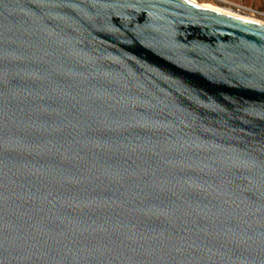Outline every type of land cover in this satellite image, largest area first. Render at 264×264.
Instances as JSON below:
<instances>
[{"label": "water", "instance_id": "1", "mask_svg": "<svg viewBox=\"0 0 264 264\" xmlns=\"http://www.w3.org/2000/svg\"><path fill=\"white\" fill-rule=\"evenodd\" d=\"M0 264H264V25L0 0Z\"/></svg>", "mask_w": 264, "mask_h": 264}, {"label": "rangeland", "instance_id": "2", "mask_svg": "<svg viewBox=\"0 0 264 264\" xmlns=\"http://www.w3.org/2000/svg\"><path fill=\"white\" fill-rule=\"evenodd\" d=\"M198 2L214 5L238 15L257 18L264 23V0H198Z\"/></svg>", "mask_w": 264, "mask_h": 264}, {"label": "bare ground", "instance_id": "3", "mask_svg": "<svg viewBox=\"0 0 264 264\" xmlns=\"http://www.w3.org/2000/svg\"><path fill=\"white\" fill-rule=\"evenodd\" d=\"M195 1H197L198 2V0H195ZM205 4V3H204ZM206 5H208V4H206ZM208 6H211V7H214V8H218V9H221V10H224V11H226L225 9H222V8H220V7H217V6H214V5H208ZM226 12H229V13H232V14H235V13H233V12H230V11H226ZM242 14V13H241ZM236 15H238V14H236ZM243 15V16H242ZM242 15H238V16H242V17H245V18H247V19H250V20H252V21H255V22H258V23H260V24H263L264 25V23L262 22V21H260L259 19H253V18H251V17H246V15H244V14H242Z\"/></svg>", "mask_w": 264, "mask_h": 264}]
</instances>
